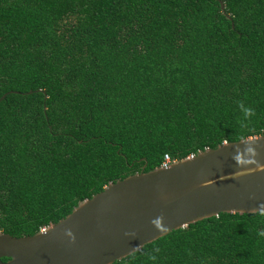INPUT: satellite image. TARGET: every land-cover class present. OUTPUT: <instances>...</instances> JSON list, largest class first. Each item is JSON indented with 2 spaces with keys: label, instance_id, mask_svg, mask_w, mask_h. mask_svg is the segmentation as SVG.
<instances>
[{
  "label": "trees",
  "instance_id": "16d2710c",
  "mask_svg": "<svg viewBox=\"0 0 264 264\" xmlns=\"http://www.w3.org/2000/svg\"><path fill=\"white\" fill-rule=\"evenodd\" d=\"M221 1L0 0V231L32 234L164 153L264 133V0ZM110 264H264V212Z\"/></svg>",
  "mask_w": 264,
  "mask_h": 264
},
{
  "label": "water",
  "instance_id": "95a60500",
  "mask_svg": "<svg viewBox=\"0 0 264 264\" xmlns=\"http://www.w3.org/2000/svg\"><path fill=\"white\" fill-rule=\"evenodd\" d=\"M144 165L107 182L43 229L20 236L0 231V264H110L219 212H264V133L148 170Z\"/></svg>",
  "mask_w": 264,
  "mask_h": 264
},
{
  "label": "built area",
  "instance_id": "2783aa9c",
  "mask_svg": "<svg viewBox=\"0 0 264 264\" xmlns=\"http://www.w3.org/2000/svg\"><path fill=\"white\" fill-rule=\"evenodd\" d=\"M191 155L192 154H189L188 156H191ZM172 160H175V159L170 158V156L167 153H164L163 154V158H162L161 165H165V164H167L168 162H170ZM40 229H43V227H41Z\"/></svg>",
  "mask_w": 264,
  "mask_h": 264
}]
</instances>
